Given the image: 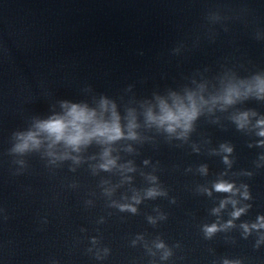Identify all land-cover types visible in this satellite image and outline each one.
I'll return each instance as SVG.
<instances>
[{"label": "clouds", "instance_id": "clouds-1", "mask_svg": "<svg viewBox=\"0 0 264 264\" xmlns=\"http://www.w3.org/2000/svg\"><path fill=\"white\" fill-rule=\"evenodd\" d=\"M261 91H264V86L261 87ZM230 102V99H229ZM71 120L69 123L72 126L73 132L69 135H65V131L67 129V125L62 121V120H54V121H49L45 122L40 125L42 129L47 130L49 133L53 134L56 136V138L59 140L61 138L67 139L68 143L76 145L82 142V140L85 139V134L83 133L82 129L80 128L78 122H83V121H88L91 119V114H86L84 110L78 109L76 106L72 107L71 112L69 113ZM195 117V111L188 112L186 110L181 109L179 115L173 114L171 111L165 110L164 116L160 118V122L163 123L165 121L170 122V128L171 129V124H179L181 118L187 122L188 120H191ZM150 118H152L150 116ZM185 126H187L185 124ZM113 132L115 133L116 136L119 135V130L117 127L113 126L112 129L104 128L101 130L100 128L96 129V133L99 134H104L106 132ZM261 135H264V133H261ZM114 138V137H110ZM28 140H33V136L29 134ZM22 147H27V144L23 145ZM218 190H227L226 186L224 185H218ZM238 215V213H237ZM209 231H215V227L209 229Z\"/></svg>", "mask_w": 264, "mask_h": 264}]
</instances>
